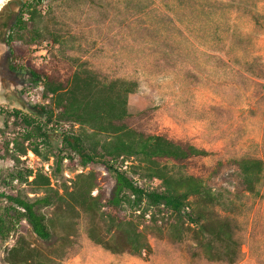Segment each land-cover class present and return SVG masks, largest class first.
<instances>
[{
    "label": "rangeland",
    "instance_id": "1",
    "mask_svg": "<svg viewBox=\"0 0 264 264\" xmlns=\"http://www.w3.org/2000/svg\"><path fill=\"white\" fill-rule=\"evenodd\" d=\"M15 1L0 7V192L33 200L49 190L62 195L81 181H90L95 186L91 195L104 198L114 181L104 168L82 167L77 159L64 160L60 171L56 170L63 131L89 134L92 131L87 127L50 124L43 128L47 139H24L22 116H14V111L43 126L44 117L33 108L52 110L54 118L57 112L42 81L33 84L24 70L17 71L19 82L7 78L4 39L12 35L25 51V59L57 80L65 81L83 69L104 83L136 81L138 88L129 95L128 111H149L143 124L147 132L209 153L166 166L176 177L202 178L218 196V203L198 206V198L192 197L189 212L194 215L199 207L206 217L227 221L232 240L226 251L223 244L187 221L177 224L180 239L171 240L168 234L175 219L167 211L149 207L143 200L135 207L139 211L133 212L125 202L122 215L144 211L148 220L153 214L159 229L147 235L149 253L113 254L88 238L86 214L78 209L61 213L53 205L38 210L47 221L56 219L55 229L50 228L51 240L37 239L22 220L5 242L0 241V264H264V0H250L247 11L228 15L242 39L211 43L200 38L196 25L189 22L190 6L175 0H41L38 21L31 24L23 19L20 31L11 29L18 5L25 0ZM178 19L183 21L179 25ZM175 26L181 29L179 33ZM35 33L39 38L31 43ZM35 147L38 154L32 151ZM243 158L263 163L254 193L245 192L240 183L235 162ZM121 168L138 186L162 190L158 180L143 176L137 159L127 160ZM25 169L33 175L22 180L11 177ZM35 173L47 177L49 185L33 183ZM126 196L131 198L127 192ZM8 205L0 198V213ZM62 235L68 237L67 242L60 240ZM207 245L218 250L213 258L206 255ZM14 249L27 250L40 261L29 258L14 263Z\"/></svg>",
    "mask_w": 264,
    "mask_h": 264
},
{
    "label": "trees",
    "instance_id": "2",
    "mask_svg": "<svg viewBox=\"0 0 264 264\" xmlns=\"http://www.w3.org/2000/svg\"><path fill=\"white\" fill-rule=\"evenodd\" d=\"M178 4L186 3L190 6L189 22H192L200 32L202 39L211 41L240 40L239 32L235 31L228 15L239 13L248 9L250 0H175ZM41 0H25L19 8L18 15L12 29L23 30L26 22L35 24L40 18L39 5ZM247 11V10H246ZM176 21V20H175ZM177 20L178 25L182 23ZM178 33L180 28L175 26ZM211 31V32H210ZM39 34L30 39L34 43ZM16 37L6 36L4 44L8 48V66L11 70H24L28 73L31 82H43L44 90L51 96L50 101L56 110L54 118L52 110L42 107L33 109L44 117L45 125L39 121L14 111V116H22L21 124L24 128V139L34 141L47 139L46 125L74 123L82 128H89L92 132L83 131L74 135L64 130L60 139V149L56 158V170L60 171L62 162L77 159L82 167H102L113 176V184L109 187L104 198L101 194L92 196L95 186L90 181H81L78 186H73L71 191L59 195L56 191L42 197L29 200L19 194L9 195L0 193V198L9 204L7 209L0 213V241L5 242L10 234L16 230L20 221L30 227L37 239L49 242L53 236L50 228L56 219L48 220L38 210L40 208H56L61 213H72L76 209L89 217L88 238L95 244L113 254L127 253L140 255L151 251L147 235L157 231L158 221L155 215L150 214L146 220L144 211L128 216L121 214L122 204L127 202L133 212L139 211L135 207L144 200L146 205L155 209L167 211L174 219L171 225L169 238L179 240L181 230L179 225L187 221L197 227L199 233L208 235L213 241L223 244L229 251L231 239L230 226L225 220L206 217L202 208H196L194 215L189 212V202L192 197L199 200V205L214 206L218 203V196L199 176L172 175L166 163L183 164L193 159L209 155L204 149H199L189 143L174 141L159 134L147 132L143 126L148 118L149 111L132 114L128 111V98L137 91L138 84L133 80L114 79L101 82L88 70H75L73 75L60 81L41 69L34 68L29 60L25 59V51L17 46ZM205 41V40H204ZM206 42V41H205ZM29 129V130H28ZM35 144V143H34ZM7 146V145H6ZM33 153L38 154L37 148ZM137 159L142 166L143 176L156 179L162 185V190H150L140 187L126 175L121 168L129 159ZM235 165L239 171L240 183L243 190L254 193L261 181L263 163L259 159L243 158L237 160ZM32 170L16 172L14 179L22 180L32 176ZM39 185H49L47 177L35 173L32 180ZM49 187V186H46ZM126 192L131 198L126 196ZM197 206V205H196ZM64 207V209H63ZM103 208V210H102ZM68 237L60 236L62 242H67ZM211 245L206 246V255L213 258ZM14 263L40 259L27 250H12ZM30 258V259H29Z\"/></svg>",
    "mask_w": 264,
    "mask_h": 264
},
{
    "label": "flooded vegetation",
    "instance_id": "3",
    "mask_svg": "<svg viewBox=\"0 0 264 264\" xmlns=\"http://www.w3.org/2000/svg\"><path fill=\"white\" fill-rule=\"evenodd\" d=\"M19 1H20V0H16L15 3L18 4ZM6 69H7V74H6V75H7V78L11 80V79H13V78L15 77V78L13 79V81H15V82H19L18 79H17V78L19 77V75L17 74V72L14 71V70H11V68H10L8 65H7ZM20 82H21V81H20ZM20 84H22V82H21Z\"/></svg>",
    "mask_w": 264,
    "mask_h": 264
},
{
    "label": "bare ground",
    "instance_id": "4",
    "mask_svg": "<svg viewBox=\"0 0 264 264\" xmlns=\"http://www.w3.org/2000/svg\"><path fill=\"white\" fill-rule=\"evenodd\" d=\"M8 0H2V2H0V7L4 4V2H6Z\"/></svg>",
    "mask_w": 264,
    "mask_h": 264
},
{
    "label": "water",
    "instance_id": "5",
    "mask_svg": "<svg viewBox=\"0 0 264 264\" xmlns=\"http://www.w3.org/2000/svg\"><path fill=\"white\" fill-rule=\"evenodd\" d=\"M23 2H21L18 6L20 7L22 5Z\"/></svg>",
    "mask_w": 264,
    "mask_h": 264
},
{
    "label": "clouds",
    "instance_id": "6",
    "mask_svg": "<svg viewBox=\"0 0 264 264\" xmlns=\"http://www.w3.org/2000/svg\"><path fill=\"white\" fill-rule=\"evenodd\" d=\"M0 2H2V0H0Z\"/></svg>",
    "mask_w": 264,
    "mask_h": 264
},
{
    "label": "built area",
    "instance_id": "7",
    "mask_svg": "<svg viewBox=\"0 0 264 264\" xmlns=\"http://www.w3.org/2000/svg\"><path fill=\"white\" fill-rule=\"evenodd\" d=\"M23 131V130H22ZM1 191V190H0ZM1 193V192H0Z\"/></svg>",
    "mask_w": 264,
    "mask_h": 264
}]
</instances>
